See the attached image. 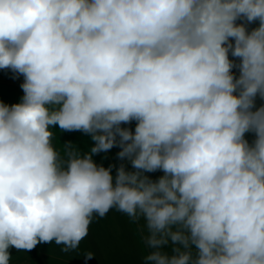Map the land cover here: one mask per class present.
Here are the masks:
<instances>
[{"label": "clouds", "instance_id": "clouds-1", "mask_svg": "<svg viewBox=\"0 0 264 264\" xmlns=\"http://www.w3.org/2000/svg\"><path fill=\"white\" fill-rule=\"evenodd\" d=\"M0 69L24 78L0 101V264L113 208L145 220L143 264H264V0H0ZM113 147L132 170L97 164Z\"/></svg>", "mask_w": 264, "mask_h": 264}, {"label": "rangeland", "instance_id": "rangeland-1", "mask_svg": "<svg viewBox=\"0 0 264 264\" xmlns=\"http://www.w3.org/2000/svg\"><path fill=\"white\" fill-rule=\"evenodd\" d=\"M256 26H258V22L249 25V29ZM233 71L238 75V70L234 69ZM23 80L24 78L22 75L16 76V74L10 70L0 69V81L6 83V85H10V89L13 91L17 90L16 84L21 86V84L16 82ZM262 103H264V101H261L259 98H257V106ZM135 125L136 122L133 121L131 124L122 126L135 129ZM77 132L78 131H76V133ZM62 135L63 140H61V142L56 143L55 141L54 144L53 140L54 146L57 148V150H60L61 155L64 153V151H66L64 148L65 143H75L77 140V138H74V136H72L70 139L69 132H62ZM246 139L251 142L254 139V135L249 133L246 135ZM82 141L84 145H87V147L92 144L87 138H84ZM74 145H77V143ZM112 151L113 150H111V152ZM109 155V151L107 154L100 153L97 155L101 158H109L106 160L107 163L103 164L105 167H108L109 165H115L116 167H119V165L123 163L126 165L128 170H132L130 162L126 160H120L117 157V154L114 158L110 157ZM116 167L113 168V175H115ZM157 172L160 173V171H156L154 173L157 174ZM154 173H146V175L152 176ZM95 217L96 219H93L92 223L90 224L89 232L86 237V240L89 242V250H87V252H93L94 257L90 260L87 259V262H94V264H143V258L148 254L149 249L145 243V237L148 235V231L146 228V222L142 217L139 219H133L127 216L125 213L117 211L115 208L110 209L104 217ZM141 226L144 228L141 229ZM44 244L45 247H48V245H51L52 243ZM10 252V264H31V259L33 260V264H38L33 257L35 253L34 249L31 251H17L13 248L10 249ZM50 252L52 253L53 251ZM69 252H72L70 254L76 252L78 253V251L75 250ZM76 262H78V260H76Z\"/></svg>", "mask_w": 264, "mask_h": 264}, {"label": "crops", "instance_id": "crops-1", "mask_svg": "<svg viewBox=\"0 0 264 264\" xmlns=\"http://www.w3.org/2000/svg\"><path fill=\"white\" fill-rule=\"evenodd\" d=\"M16 83L22 84L23 81H17ZM16 88L17 90H11L10 89V85H6V83L1 82L0 81V101H3L5 104L11 105V104H15V103H19L21 101V98L23 97L24 93L23 90L21 88L20 85L16 84ZM10 91V92H8ZM12 93V94H11ZM134 131V129H132ZM53 140H54V144L55 141L56 143L61 142V140H63V135L62 132L59 131L58 126H55L53 129ZM70 133V139L72 138V136H74V138H77L76 142L73 144L74 148L76 150H78L81 154H85L88 153L91 149V147L93 146V142L91 141V138L89 135L84 134L82 132H69ZM81 134V136H80ZM60 138V139H59ZM88 139L92 144L89 145V147H87V145L83 144V139ZM84 145V146H82ZM111 150H113L111 152ZM109 151L110 153V157L114 158L116 157L115 155L120 151L119 147H113ZM60 151V150H58ZM65 153V151H64ZM64 153H62V156L64 155ZM107 154V153H106ZM94 160L97 162V164H104L107 163L106 160L109 159L108 157L106 158H101L97 155H95ZM105 159V160H104ZM124 161V160H123ZM127 161V160H126ZM161 175H163V173L160 171V173L157 172L152 174V176H149L151 179L155 180L158 177H160ZM122 217V214H121ZM94 219H96V217H94ZM142 223V222H141ZM95 224L97 225V223L95 222ZM95 227V226H94ZM144 228L141 226V229ZM96 232V231H95ZM87 237V236H86ZM86 237L80 242L79 246L75 249V251H78V253H73L70 254L72 252H64L62 251L63 249V245H57L55 242H52L51 245H48V247H45L44 243H40L38 244L34 250H35V256L34 259L37 261L38 264H94V262H87V259L85 258V253H87V250H89V242L86 240ZM53 247V248H52ZM50 251H53L52 253ZM74 251V250H71ZM76 260H78V262H76ZM31 264H33V260L31 259Z\"/></svg>", "mask_w": 264, "mask_h": 264}, {"label": "trees", "instance_id": "trees-1", "mask_svg": "<svg viewBox=\"0 0 264 264\" xmlns=\"http://www.w3.org/2000/svg\"><path fill=\"white\" fill-rule=\"evenodd\" d=\"M36 253H34V256H35Z\"/></svg>", "mask_w": 264, "mask_h": 264}]
</instances>
